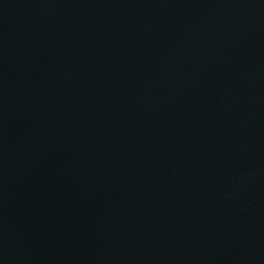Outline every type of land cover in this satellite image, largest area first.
I'll return each instance as SVG.
<instances>
[{"label": "water", "instance_id": "95a60500", "mask_svg": "<svg viewBox=\"0 0 264 264\" xmlns=\"http://www.w3.org/2000/svg\"><path fill=\"white\" fill-rule=\"evenodd\" d=\"M0 264H264V0H0Z\"/></svg>", "mask_w": 264, "mask_h": 264}]
</instances>
